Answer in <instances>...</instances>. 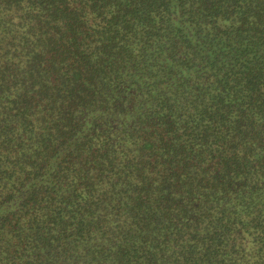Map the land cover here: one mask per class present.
<instances>
[{
	"label": "trees",
	"instance_id": "1",
	"mask_svg": "<svg viewBox=\"0 0 264 264\" xmlns=\"http://www.w3.org/2000/svg\"><path fill=\"white\" fill-rule=\"evenodd\" d=\"M0 264H264V0H0Z\"/></svg>",
	"mask_w": 264,
	"mask_h": 264
}]
</instances>
